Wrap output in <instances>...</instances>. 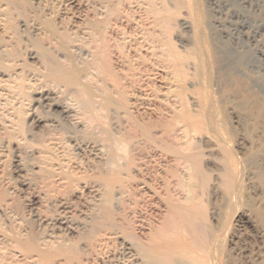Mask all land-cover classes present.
<instances>
[{
  "label": "bare ground",
  "instance_id": "bare-ground-1",
  "mask_svg": "<svg viewBox=\"0 0 264 264\" xmlns=\"http://www.w3.org/2000/svg\"><path fill=\"white\" fill-rule=\"evenodd\" d=\"M165 1L172 0H128L138 11L129 10L127 0L125 7L119 0L111 7L100 6L73 37L52 21L38 20L33 28L43 43L18 49L19 43L0 42V133L14 130L17 114L25 108L30 134L41 132L50 153L62 158V146L70 141L94 170V180L84 185L87 197L86 190L77 191L79 199L84 197L77 216L71 206H61L49 218L36 217L39 234L22 228L0 231V264H80L82 258L96 257L109 259V264H235L218 256L215 232L206 224L194 182L183 186L167 165H133L136 147L149 144L158 154L172 152L177 161L189 162L181 165L189 180L200 174L191 148L181 153L162 139L170 127L180 139L201 125L199 112L188 109L182 98L187 71L196 72L197 64L191 52L182 54L166 39L175 23L189 30L192 22L176 19L179 10L166 8ZM173 1L175 7L183 5L182 0ZM31 8L26 0H0L1 33L13 28L11 14L20 18L33 13ZM19 27L23 32L27 23ZM69 47L85 56H74ZM22 52L30 64L21 59ZM155 65L168 78L155 71L161 80L150 83V91L141 90L138 76ZM150 102L154 107L148 108ZM87 130L104 137L91 138ZM2 149L0 145V154ZM68 173L66 181L74 177ZM232 178L228 173L221 180L226 193L232 191ZM6 254L15 263H7Z\"/></svg>",
  "mask_w": 264,
  "mask_h": 264
},
{
  "label": "rangeland",
  "instance_id": "rangeland-1",
  "mask_svg": "<svg viewBox=\"0 0 264 264\" xmlns=\"http://www.w3.org/2000/svg\"><path fill=\"white\" fill-rule=\"evenodd\" d=\"M26 1L34 12H24L20 18L11 14L9 22L13 28L4 34L0 31V42L19 43L18 49L45 41L33 28L38 20L52 21L58 29H68L70 36H77L75 30L84 26L94 10L100 6L111 7L117 0ZM124 1L119 0V3L125 7ZM172 2L164 6L172 5L170 9L174 12L179 10L174 17L193 23L189 30L175 23L170 35L165 37L182 54L191 52L189 55L197 64L196 72L187 71L190 78L187 77L183 85L182 98L188 109L199 112L201 125L180 139L170 127L172 131L168 129L162 139L164 144L181 153L191 148L198 156L200 174L191 178L193 181L189 180V172V175L187 171L183 173L181 166L190 165L189 162L177 161L172 152L168 156L158 154L160 150L149 144L136 147L133 165H167L181 177L183 186L194 182L195 192L205 206L206 224L215 232L218 256L227 257L235 264H264V0H182L179 8ZM130 4L127 0L126 7L136 11L137 8H132L134 4ZM24 21L27 29L22 32L19 23ZM154 32L159 34L157 30ZM69 50L76 57L85 56L80 49L75 51L74 47H69ZM20 56L30 64L27 52ZM150 69L154 76H150ZM150 69L144 71L145 76H138L141 90L150 91V83L156 85L161 80L157 72L165 78L169 76L162 75L166 73L160 72L162 69H157L156 65ZM153 102L156 105L155 100ZM150 103L148 108L154 107ZM33 105L32 102L30 106ZM25 112V108L18 112V125L14 130L0 133L3 148L0 154V231L22 228L39 234L42 229L36 220L38 215L49 218L62 207L71 206L77 216V210L84 208V197L79 199L77 191L86 190L83 196L87 197L89 193L84 185L92 183L94 170L87 158L65 138L61 149L65 155L61 158L60 153H50L44 147L41 132L30 134ZM87 131L91 138L104 137L103 133ZM165 158H174V161L168 162ZM64 161L70 163L68 169ZM59 168L74 173L72 180L70 178L71 186L70 181L65 180L69 173ZM228 173L233 177L230 193L221 186L222 178ZM5 261L15 263L10 254L5 255ZM84 261L82 258L80 264L110 263L105 257Z\"/></svg>",
  "mask_w": 264,
  "mask_h": 264
}]
</instances>
